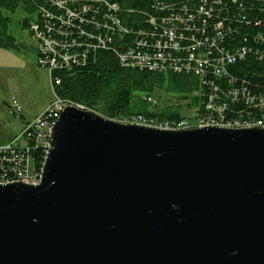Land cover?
<instances>
[{
  "label": "water",
  "instance_id": "obj_1",
  "mask_svg": "<svg viewBox=\"0 0 264 264\" xmlns=\"http://www.w3.org/2000/svg\"><path fill=\"white\" fill-rule=\"evenodd\" d=\"M0 264H264V128L68 104L38 184H0Z\"/></svg>",
  "mask_w": 264,
  "mask_h": 264
},
{
  "label": "trees",
  "instance_id": "obj_2",
  "mask_svg": "<svg viewBox=\"0 0 264 264\" xmlns=\"http://www.w3.org/2000/svg\"><path fill=\"white\" fill-rule=\"evenodd\" d=\"M57 2H65L75 15L69 17ZM18 9L23 11L20 25L30 35L36 19L40 32L55 41L58 65L51 70L50 80L54 96L61 101L111 120L124 122L140 115L148 122L173 126L182 119L180 102L160 106L148 99L155 90L167 88L177 99L198 105L201 117L208 105H220L224 121L264 123V0H0L3 49L23 47L9 30V14ZM105 14L114 15L127 31L117 52L112 49L119 44L117 31L113 25L106 28L110 23ZM172 22L171 43L165 29ZM135 38L147 40L153 51L161 46L168 55L169 70L157 72L123 63L119 55ZM198 41L203 44L201 50L211 51L200 64ZM69 55L65 62L63 57ZM25 153L17 151L23 157ZM28 153L36 171H41L45 157L41 144L30 140ZM23 157L17 155L16 161L22 163ZM10 164L11 160L0 158V169L12 180Z\"/></svg>",
  "mask_w": 264,
  "mask_h": 264
},
{
  "label": "built area",
  "instance_id": "obj_3",
  "mask_svg": "<svg viewBox=\"0 0 264 264\" xmlns=\"http://www.w3.org/2000/svg\"><path fill=\"white\" fill-rule=\"evenodd\" d=\"M57 4L60 7H64L66 9V13H68L69 17H73L75 15V12L73 10L68 9V7H65L66 6L65 2H57ZM112 8H117V7L113 6ZM45 16L51 18L49 14H45ZM81 19H83V17ZM109 23L110 25H107L106 28L110 29V26L113 25L115 26L114 28L117 31L119 44L118 46H112V49L115 52H117L118 47L124 44L123 41H121V39L124 37L127 31L121 26H118L116 20H109ZM29 30L32 33V37L37 42L36 64L39 67L47 69L50 76L51 70L58 65V59L55 56L57 54V49L54 45L55 41L52 38L45 37L40 32L36 19L34 20V22H31V26ZM170 41L171 43L173 42L171 39ZM48 42L51 43L50 49L48 48ZM160 44L161 41H158V45ZM202 45L203 44L200 43V41H198L196 45V48H198L199 50V52L196 53V58L199 64L201 61H205L207 56H209V54L211 53V51L209 50H201ZM242 51L243 52L239 54L241 58L244 55L245 49L243 48ZM39 53H43L46 55L44 57L39 55ZM167 56L168 55L166 51H164L161 46H159L158 50L153 51L148 47L147 40L136 39V38L133 40V44L127 45L123 50V52L119 55L121 61L125 64L137 66L139 68L146 67L148 70L157 71V72H165L169 70L168 65L166 64ZM191 56L193 57V54H191ZM69 59H71L70 55L63 57V60L65 62H67ZM227 62H228V58H227ZM223 68L224 65H222V68H217L216 73L218 75H221ZM54 82L57 81L55 80ZM148 99L153 101L151 98ZM7 105L10 113H12L14 116L18 115L20 117L22 115V106L20 105L17 99H15L14 97L10 98L7 101ZM66 105H68V103L56 98V102L51 104V106L47 107L41 115L36 116L33 119L24 122L19 134L15 136L10 142L4 145H0V158L1 160L4 159L11 160V164L9 165L8 172L12 173V175L14 176L12 180H9L7 179L5 173L0 169V173H4L2 176H0V184L11 183V182H23L28 184V178L31 176L30 166L32 170L35 171V173L38 172L34 168L32 164V160L28 153V142L30 140H34L36 143L41 144L46 155L48 149L51 146V127L57 120V115L61 113V111ZM75 106H79V105H75ZM79 107L83 108L82 106ZM199 108L200 107L198 106V110ZM213 112L215 113L216 118L214 117ZM198 117H201L200 113ZM202 117H203V124H197L194 128H201L207 126H215L221 128H249V127L264 128V123L258 120L256 122H243V123L237 121V126L228 127L227 121L221 119V112L211 111V113H205L204 116ZM208 122H211L212 125H207ZM124 123L153 127V125H147V121H143V117L140 115H136V120L127 119L124 121ZM159 128L170 129V130L192 129L187 126V121L184 120V118L179 120L173 126L166 124V126H160ZM21 149L25 150L26 152L24 157L23 154H17V151ZM17 155L24 158L23 162L20 164L19 161H16Z\"/></svg>",
  "mask_w": 264,
  "mask_h": 264
},
{
  "label": "rangeland",
  "instance_id": "obj_4",
  "mask_svg": "<svg viewBox=\"0 0 264 264\" xmlns=\"http://www.w3.org/2000/svg\"><path fill=\"white\" fill-rule=\"evenodd\" d=\"M9 16V30L17 41L23 44V47L19 50H6L0 47V123L5 126L0 125V143L11 139L14 134L18 135L21 124L20 117L10 113L5 100L12 97L17 99L22 106V115L28 120L41 115L47 107L56 102L48 70L36 64L37 42L30 35L28 29L20 25L19 20L23 16V11L18 9ZM50 45L51 43L48 42L49 49L51 48ZM151 99L160 106L167 102L170 104L180 102L182 107L180 113L190 128H194L198 124L197 121L200 120L198 105L188 103L189 101L185 99H177L167 88L155 90ZM212 106L209 105L207 108ZM149 122L151 123L147 125L153 124L154 128L164 126L156 121L150 120ZM207 125L212 124L208 122ZM30 171V184H38L41 179V172L36 174L31 166Z\"/></svg>",
  "mask_w": 264,
  "mask_h": 264
},
{
  "label": "bare ground",
  "instance_id": "obj_5",
  "mask_svg": "<svg viewBox=\"0 0 264 264\" xmlns=\"http://www.w3.org/2000/svg\"><path fill=\"white\" fill-rule=\"evenodd\" d=\"M202 5V4H201ZM161 6V5H160ZM113 7V6H112ZM186 7V6H185ZM119 8V7H118ZM199 8V7H198ZM114 10H117V8H113ZM165 10V9H164ZM196 10V9H195ZM214 10V9H213ZM120 11V10H119ZM190 11V10H189ZM108 12V11H107ZM114 12V11H113ZM109 13V12H108ZM177 13V12H176ZM193 13V12H192ZM191 13V14H192ZM209 14V13H208ZM211 15V14H210ZM168 16V15H167ZM187 16V15H186ZM202 16V15H201ZM106 19H108V20H116V17L114 16V15H107L106 14ZM211 19V18H210ZM162 21V20H161ZM116 22H117V24H118V21L116 20ZM204 22V21H203ZM206 22H207V20H206ZM210 22V21H209ZM208 23V22H207ZM223 23H224V20H223ZM227 23V22H226ZM164 24V23H163ZM162 24V25H163ZM212 24H213V22H212ZM165 25V24H164ZM172 25H173V23H169L168 24V30L167 29H165V32L166 33H169L170 35H169V38L173 41V37H172V31H171V29H172ZM118 26H119V24H118ZM217 26V25H216ZM164 28V27H163ZM222 28H224V26L222 27ZM195 29V28H194ZM196 29H197V27H196ZM221 30V29H220ZM219 30V31H220ZM175 31V30H174ZM209 31H211V30H209ZM202 32H205V31H202ZM160 33V32H159ZM187 33V32H186ZM209 33V32H208ZM177 35V34H176ZM178 36H179V34H178ZM193 36V35H192ZM191 36V37H192ZM207 36V35H206ZM181 37V36H180ZM185 37V36H184ZM189 37V36H188ZM199 37V36H198ZM211 38V37H210ZM201 39H202V37H201ZM179 41V40H178ZM212 41V40H211ZM196 70V69H195ZM194 74V73H193ZM201 74V73H200ZM201 76V75H200ZM199 86H200V84H199ZM231 89V88H230ZM243 95V94H242ZM233 97V96H232ZM234 98V97H233ZM210 99V98H209ZM232 99V98H231ZM214 100V99H213ZM247 101V100H246ZM209 104V103H208ZM209 106V105H208ZM211 106V105H210ZM64 109V108H63ZM210 110H207V113H211V111H215V112H221V117H222V119H223V116H222V112H223V107L222 106H220V105H217V106H212L211 108H209ZM205 111H206V109H205ZM60 115V114H59ZM59 115H57V118L59 117ZM198 119V118H197ZM250 119V118H249ZM129 120H136V117H133V118H131V119H129ZM143 121H147L145 118H143ZM198 122V124H203V117H200V120H198L197 121ZM246 122H251V121H246ZM147 124H150L148 121H147ZM153 125V124H152ZM164 126H166V124H164ZM227 126L228 127H235V126H237V120H232V121H227ZM32 179V178H31ZM31 182H30V178H28V184H30Z\"/></svg>",
  "mask_w": 264,
  "mask_h": 264
},
{
  "label": "crops",
  "instance_id": "obj_6",
  "mask_svg": "<svg viewBox=\"0 0 264 264\" xmlns=\"http://www.w3.org/2000/svg\"><path fill=\"white\" fill-rule=\"evenodd\" d=\"M7 101H8V100H5V104H6V105H7ZM20 105H21V104H20ZM7 106H8V105H7ZM19 119H21V121H20L21 124H20V128H19V129L21 130V128H22L24 122L28 121V119H26L23 115H21V117H20ZM0 125H1L2 127H5L4 124H1V123H0ZM20 130H19V131H20ZM15 136H17V134L12 135V138L9 137V138H11V139H8L7 141L1 142L0 145L7 144V143L10 142Z\"/></svg>",
  "mask_w": 264,
  "mask_h": 264
}]
</instances>
